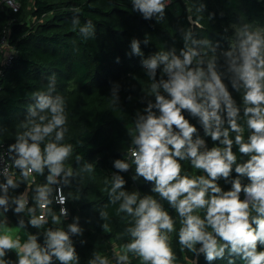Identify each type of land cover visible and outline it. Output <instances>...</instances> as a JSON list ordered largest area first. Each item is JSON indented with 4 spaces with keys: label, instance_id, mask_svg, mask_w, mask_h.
<instances>
[{
    "label": "clouds",
    "instance_id": "obj_1",
    "mask_svg": "<svg viewBox=\"0 0 264 264\" xmlns=\"http://www.w3.org/2000/svg\"><path fill=\"white\" fill-rule=\"evenodd\" d=\"M172 3L130 0L132 11L157 23ZM205 7L201 2L197 10ZM72 26L85 39L95 36L91 19L81 23L74 15ZM230 27L226 47L191 26L180 30L182 47L148 55L141 48L148 40L130 39L125 55L140 58L148 83L139 97L143 107L134 110L127 130V158L112 159L116 171L103 179L107 204L117 205L123 221L117 238L125 242L113 245L111 255L94 248L86 264H131L133 257L141 264H178L173 233L181 251L203 253L208 264L225 258L228 264H264V25ZM120 88L111 83L113 108H120ZM31 98L14 142L6 149L0 144V264H81L76 243L87 242L81 239L85 228L79 215L69 220L66 205L78 199L73 181L81 173L94 175L96 163L80 153L73 161L83 160L79 171L68 163L83 141L66 140L67 101L58 94L55 72ZM184 163L197 171L190 173ZM133 166L132 181L150 182L149 191L125 187L122 173ZM9 210L17 215L15 232ZM98 216L108 230L110 213Z\"/></svg>",
    "mask_w": 264,
    "mask_h": 264
},
{
    "label": "trees",
    "instance_id": "obj_2",
    "mask_svg": "<svg viewBox=\"0 0 264 264\" xmlns=\"http://www.w3.org/2000/svg\"><path fill=\"white\" fill-rule=\"evenodd\" d=\"M15 1L18 4L16 10L0 4V40L4 36L8 46L15 50L10 62L0 66V144L7 147L14 142L27 107L33 102L31 93L43 90L48 76L55 72L58 94L67 101L69 132L66 140L74 145L78 139L83 141L75 146L68 163L76 171H79L83 160L96 163L94 175L81 173L82 178L77 177L73 181L71 191L78 199L66 205L70 212L69 220L72 215H79L85 228L81 239L87 242L81 245L77 240L76 250L81 264H86L94 248L110 253L113 245L125 242L117 238L123 221L115 213L117 205L107 204L103 179L116 171L111 167L112 159L121 154L122 158H127L130 143L127 130L132 127L134 110L143 107L139 97L144 94L148 83L139 64L140 58L125 55L129 51L130 39L148 40L147 45L141 43L142 50L148 55L173 45L182 47L180 30L191 26L196 35L213 42L220 41V46L226 47L225 37L231 35V24L250 22L264 25V0H174L166 8L165 20L158 23L144 20L138 12L132 11L130 0ZM201 2L206 7L198 11L197 6ZM74 15H79L81 23L91 19L96 25L95 36L83 38L72 26ZM117 56L120 57L119 63L115 62ZM112 82L121 85L120 108H113L110 103L108 95ZM233 94L238 101L242 98V93ZM76 153L83 157L79 164L73 163ZM183 166L190 173L197 171L187 163ZM134 170L135 166L129 173H122L128 180L127 190L149 191L150 182L144 183L142 178L139 182L132 181ZM16 172L18 176L19 170ZM43 179L37 176L36 182L41 183ZM24 187L22 183L16 191L21 192ZM64 191L67 193L69 189ZM55 207L58 209L59 205ZM101 210L110 213L108 230L100 227L102 221L98 213ZM172 214H175L174 210ZM7 216L17 223V215L11 210ZM39 239L42 242V237ZM171 243L178 264H208L203 253L181 251L175 233ZM10 255L15 258L14 252ZM131 264L141 262L133 257ZM211 264L228 262L225 258ZM236 264L242 262L237 260Z\"/></svg>",
    "mask_w": 264,
    "mask_h": 264
},
{
    "label": "built area",
    "instance_id": "obj_3",
    "mask_svg": "<svg viewBox=\"0 0 264 264\" xmlns=\"http://www.w3.org/2000/svg\"><path fill=\"white\" fill-rule=\"evenodd\" d=\"M1 3H4L5 5H8V6L14 8L15 10L18 8V4L15 0H0V4ZM188 19L191 23H193V21L189 15H188ZM14 53H15L14 48L8 46L7 41H6L5 37L3 36L0 40V54L2 55V57H0V66L2 64L9 63L10 60L12 59ZM5 149H6V147H5ZM2 166H3L2 163H0V167H2Z\"/></svg>",
    "mask_w": 264,
    "mask_h": 264
},
{
    "label": "crops",
    "instance_id": "obj_4",
    "mask_svg": "<svg viewBox=\"0 0 264 264\" xmlns=\"http://www.w3.org/2000/svg\"><path fill=\"white\" fill-rule=\"evenodd\" d=\"M8 222H9L10 226L12 227L13 231H14V232L17 231V229H16V227H15L16 224L13 223L9 218H8Z\"/></svg>",
    "mask_w": 264,
    "mask_h": 264
},
{
    "label": "rangeland",
    "instance_id": "obj_5",
    "mask_svg": "<svg viewBox=\"0 0 264 264\" xmlns=\"http://www.w3.org/2000/svg\"><path fill=\"white\" fill-rule=\"evenodd\" d=\"M0 57H2V55H1V54H0ZM111 253H112V251H110V253H109V251H108V253H107V254L111 255Z\"/></svg>",
    "mask_w": 264,
    "mask_h": 264
}]
</instances>
